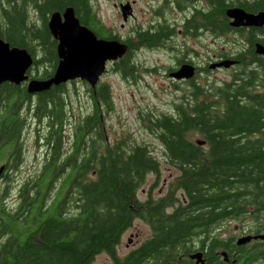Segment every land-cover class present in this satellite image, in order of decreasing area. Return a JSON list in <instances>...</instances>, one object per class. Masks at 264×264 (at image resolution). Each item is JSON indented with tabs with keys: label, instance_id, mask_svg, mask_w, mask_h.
Returning <instances> with one entry per match:
<instances>
[{
	"label": "trees",
	"instance_id": "trees-1",
	"mask_svg": "<svg viewBox=\"0 0 264 264\" xmlns=\"http://www.w3.org/2000/svg\"><path fill=\"white\" fill-rule=\"evenodd\" d=\"M211 2L199 23L216 34L237 32L250 41V32L228 24L226 10L249 9L251 4ZM66 7L98 38L127 43L126 52L110 63L125 78L134 76L143 44L160 39L138 28L122 39L103 24L91 0H0V37L35 58L41 55L36 63L47 58L55 69L57 42L47 21ZM197 28L195 22L193 34ZM161 33L165 38L167 31ZM245 55L230 80L202 84L194 73L184 79L193 80L189 98L175 104L171 113L144 114L145 127L179 174L166 194L143 201L137 191L148 174L160 173V161L146 144L130 145L125 137L107 141L102 120L114 104L109 84L99 81L95 87L87 84L91 111L73 122L68 141L67 83L35 94L32 114L46 122L49 148L40 172L19 186L15 205L8 204L9 172L21 159L20 135L26 132L21 111L32 95L25 85H0V264H91L100 253L114 264H173L176 255H186L200 231L244 217L259 227L264 222V91L255 94L256 76L249 52ZM135 219L144 221L150 234L127 257H118L121 236ZM227 243L219 235L210 236L212 247L227 250Z\"/></svg>",
	"mask_w": 264,
	"mask_h": 264
},
{
	"label": "rangeland",
	"instance_id": "rangeland-1",
	"mask_svg": "<svg viewBox=\"0 0 264 264\" xmlns=\"http://www.w3.org/2000/svg\"><path fill=\"white\" fill-rule=\"evenodd\" d=\"M125 0H91L98 17L106 27L112 28L124 39L133 32L139 23L147 17L136 0L135 13L132 19H124L119 6L114 4H123ZM197 31V30H196ZM183 32V31H182ZM181 30L176 29L172 37L166 41L167 52L140 50L136 53L137 70L134 76L127 78L121 76L112 64L108 63L106 70L100 78L101 83H107L112 93L113 108L103 115L104 132L107 141L114 143L125 137L130 145L146 144L150 153L160 161V173L148 174L145 182L137 191V197L145 200L148 196L154 199L166 194L169 188V182L179 171L167 162L164 153V146L159 142L155 135L144 125L142 117L147 112L155 115L160 113H171L174 105L180 101L189 98L191 89L189 84L178 83L174 85L173 78L168 74L175 67V59L188 56L194 63L204 65L206 62H213L211 55L218 49L231 46L234 36L231 32L218 35L208 30L207 32L198 31L194 34H183ZM192 32V31H191ZM193 33V32H192ZM41 57V55L39 56ZM180 68V67H178ZM233 69L209 70L208 74L199 76L196 80L202 84L212 82L220 84L223 81L230 80ZM207 79H204L206 78ZM68 109V122L64 130L66 141L70 140L73 129V122L78 120L84 114L91 111L90 94L87 90V83L80 79L74 82L69 81L66 85ZM27 131L22 140L23 153L18 162L17 168L9 172V181L12 186L7 202L14 206L18 198L19 186L27 179L36 176L45 163L48 147L46 146L44 136L46 125L38 124L32 120L29 121ZM44 128V129H43ZM66 147L70 144L65 142ZM4 185V180L0 181ZM255 225V220L251 217L243 219L226 220L220 225L213 227L216 231L231 236L238 235L244 229H249ZM212 229V230H213ZM150 234V227L140 219L133 220L122 234L118 244V253L123 255L128 248L140 244ZM91 264H111L109 256L105 253L98 254Z\"/></svg>",
	"mask_w": 264,
	"mask_h": 264
},
{
	"label": "flooded vegetation",
	"instance_id": "flooded-vegetation-1",
	"mask_svg": "<svg viewBox=\"0 0 264 264\" xmlns=\"http://www.w3.org/2000/svg\"><path fill=\"white\" fill-rule=\"evenodd\" d=\"M246 2L251 4L249 9H246L245 7L242 8L246 12L253 14H258L260 12L264 13V0H246ZM139 3L142 12L147 15V17L143 20V23H139L136 29H140L141 32L148 31L150 33H154L160 38L155 43L150 42V44H143L144 46H142L139 50H159L166 53V41L172 37L175 30H181V32L183 31V34H193V25L195 22L198 26L196 33H198V31L207 32L209 30V26H203L202 23H199V20L203 21L204 15L206 17L211 4H213L211 0H140ZM123 4H129L131 14H128L127 17L132 19L133 14L136 11V0H125ZM114 5L119 6L120 8L121 3H115ZM199 16L201 18H199ZM230 22L231 19L229 18L228 24L231 26ZM234 28L242 29L243 32H250V41L244 40L243 37L241 38L240 33L231 32L234 36L232 45H225L223 49L214 51L210 57L213 62H206L204 65H200L194 63L192 59H187L188 56L182 55V57H177L175 59V67L171 69V72L172 70H176L182 64H192L197 78L199 76H204L209 70L216 71L222 69H233L234 71L241 58H246L245 52L248 51L250 54L249 58H251L250 67L256 76L254 80V92L255 94H261L264 91V53L258 52L257 45H260L264 49V23L261 25L238 26ZM163 30L167 31V33H165V38H162L163 34L161 32ZM218 35H223V33ZM125 38H127V36ZM39 56L40 55H37L36 58H40ZM36 58L34 57L32 65L27 70L29 78L44 79L46 77L48 78L50 73H54L55 69L52 62H47L49 60L45 58L46 62L36 63ZM224 60L232 61L233 63L228 67L223 66L215 67L213 69L210 68L211 63L213 64ZM47 71L50 73L43 77ZM172 80L174 81L175 86H177L180 82L187 83L189 85L193 82L191 79V81L174 78ZM6 83L26 86L27 82L22 81L19 84H15L9 81H4L0 83V85ZM36 93L31 94L32 96L29 98V105L27 104L21 111L22 117L24 118L23 125L24 128H26V131L27 126L30 125V120L35 123L38 122V124L41 123L42 126L46 125V130L48 127L46 122L38 120L32 114V104ZM43 136H45V134L42 135V138ZM20 137L24 138V130ZM253 137L257 138V135ZM21 151H23L22 146ZM256 227L253 226L254 230H248V228L244 229L236 236H227L221 233V231H216L214 229L211 230V232H209V230L200 231L198 232V237L191 244V247L188 249L186 255H176L174 257L176 261H174L173 264H264V222L261 223L259 227ZM212 235H219L224 238V241L228 242L227 250L212 247L210 245V236ZM242 236H250L251 238L245 243H237V240ZM138 245L128 248L123 255H120L117 249V256L121 258L125 256L127 257L132 251L138 248ZM111 264H114L112 260Z\"/></svg>",
	"mask_w": 264,
	"mask_h": 264
},
{
	"label": "water",
	"instance_id": "water-1",
	"mask_svg": "<svg viewBox=\"0 0 264 264\" xmlns=\"http://www.w3.org/2000/svg\"><path fill=\"white\" fill-rule=\"evenodd\" d=\"M129 8V4L120 6L124 19L131 14ZM226 15L231 19L230 24L234 27L264 23L263 12L253 14L240 7L228 8ZM47 27L57 42L58 62L54 73L46 79H29L27 70L33 63V56L26 48L10 46L0 37V83L9 81L19 84L27 81L26 89L30 94L76 79L85 81L90 87H95L106 70V64L117 60L127 50V45L118 39L98 38L89 27L80 23L72 7H66L62 13L58 11L51 13ZM257 50L264 53L260 45H257ZM232 63V61L224 60L210 64V68L228 67ZM194 72L193 65L182 64L169 75L175 79H189ZM3 170L4 164H1L0 175ZM250 238V236L240 237L237 243H245Z\"/></svg>",
	"mask_w": 264,
	"mask_h": 264
}]
</instances>
